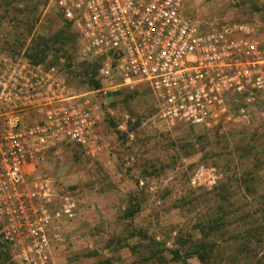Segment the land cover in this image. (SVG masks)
Segmentation results:
<instances>
[{
	"label": "rangeland",
	"instance_id": "obj_1",
	"mask_svg": "<svg viewBox=\"0 0 264 264\" xmlns=\"http://www.w3.org/2000/svg\"><path fill=\"white\" fill-rule=\"evenodd\" d=\"M32 5L33 33H67L46 63L89 88L94 67L50 0H0V50L24 32L17 27ZM183 12L201 29L264 41V0H185ZM100 101L101 152L89 157L63 143L34 175L49 181L55 208L66 195L76 202L75 216L51 233L57 264H200L192 251L205 252V264H264L263 101L249 123L222 131L167 126L145 84L109 90ZM0 264H13L1 239Z\"/></svg>",
	"mask_w": 264,
	"mask_h": 264
},
{
	"label": "built area",
	"instance_id": "obj_2",
	"mask_svg": "<svg viewBox=\"0 0 264 264\" xmlns=\"http://www.w3.org/2000/svg\"><path fill=\"white\" fill-rule=\"evenodd\" d=\"M98 64L99 89H78L57 66L0 51V239L13 264H57L51 233L75 216L72 195L55 208L48 180L35 172L63 143L89 157L101 97L149 87L169 127L225 130L249 123L264 102V41L226 27L201 29L185 0H50ZM232 104H236L234 109Z\"/></svg>",
	"mask_w": 264,
	"mask_h": 264
},
{
	"label": "trees",
	"instance_id": "obj_3",
	"mask_svg": "<svg viewBox=\"0 0 264 264\" xmlns=\"http://www.w3.org/2000/svg\"><path fill=\"white\" fill-rule=\"evenodd\" d=\"M37 6L32 5L30 9L28 10V15L25 17V21L22 23L24 25L21 26L18 25V29L24 28V32H21L15 36L12 43H9V50H0L2 52L8 53L10 56H18L23 55L26 59L31 61L34 64H45L47 66H57L56 63H46V57L54 53H60L62 52L63 48H65L66 43L64 42V37L67 36L66 31H62L60 35H56L55 37H50L45 35H40L38 33H33L35 19L33 16L36 15ZM66 23V22H65ZM67 24V28L71 29V33L73 35V39L75 41V44H78V36L75 32H73V29L71 28L70 24ZM69 31V30H68ZM70 34V31H69ZM18 50L17 52H14L13 50ZM90 63L94 67L93 75L94 79L91 80V82H86L89 89H99L100 88V82L97 80V70H98V64L95 61H90ZM62 71V70H61ZM63 75L64 72L62 71ZM65 76V75H64ZM68 80V79H67ZM69 81V80H68ZM200 246V247H199ZM199 249L204 250V245L198 244ZM197 247V248H198ZM191 255H196L198 257V260H200V264H205L206 260L203 258L206 256V253L197 251L194 253L192 251Z\"/></svg>",
	"mask_w": 264,
	"mask_h": 264
}]
</instances>
